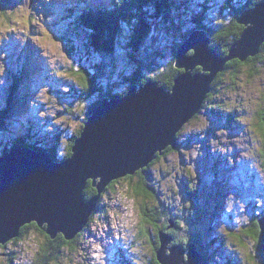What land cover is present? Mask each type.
Instances as JSON below:
<instances>
[{
  "label": "rangeland",
  "instance_id": "obj_1",
  "mask_svg": "<svg viewBox=\"0 0 264 264\" xmlns=\"http://www.w3.org/2000/svg\"><path fill=\"white\" fill-rule=\"evenodd\" d=\"M109 1H98V4H109ZM176 1L180 4L182 0ZM193 1L196 7L192 5L189 9L195 7L193 11L204 20L203 24L211 26L218 20L233 23L240 7L254 0ZM149 2L148 14L141 13L144 20L156 11L154 2ZM60 3L70 5L71 0H0V124L6 119L10 122L2 137L7 141V137H17L20 133L22 136L18 137L22 140L27 133L33 136L27 146L34 152L37 147L50 146L58 135L64 140L71 138L85 124V113L99 95L84 98L78 90V76L68 72L71 67L76 73L81 66L90 64L91 67L99 58L75 12L65 15L69 19L75 16L71 20L55 19ZM145 23L151 26L145 37H138L131 25L124 24L118 38L112 40L115 59L111 68L105 69L111 80L107 84L103 82L101 87L124 91L129 83L123 78L133 73L136 57L141 59L138 67L142 68L139 72L143 76L149 75L145 66L151 61L158 63L152 72L156 75L161 71L163 81L171 77L166 74L167 66L172 72L178 69L171 61L173 48L181 40L172 31L157 33L149 18ZM194 24L186 23L184 29L191 30ZM76 28L81 34L75 32ZM24 62L29 76L27 84L16 86L11 82L12 77L17 70L22 71L20 65ZM41 74L43 81L39 80ZM13 88L19 93H14L8 102L7 94ZM212 90L207 105L178 131L176 141L180 144L165 149L152 166L151 195L157 207L152 210L159 217L148 212L150 219L146 221L155 242L159 240L155 237L157 228L165 224L166 217L172 216V221L179 225L176 235L198 236L203 255L211 264H264V256L255 247L252 233L247 231L253 220L264 214V130L261 128L264 59L255 65L240 67L235 76H221ZM0 131L3 133V127ZM64 145L57 144L59 155ZM0 149V155L8 153L2 143ZM127 184L128 178L121 177L99 196L92 218L82 230L79 248L61 263L145 264L153 256L152 239L136 237L141 218L147 212L137 207ZM194 189L199 191L189 195L188 190ZM91 198L84 196L86 202ZM10 247L17 254L12 255L10 262L5 254L8 249L0 248V264H32L35 241L23 240L19 246Z\"/></svg>",
  "mask_w": 264,
  "mask_h": 264
},
{
  "label": "water",
  "instance_id": "obj_2",
  "mask_svg": "<svg viewBox=\"0 0 264 264\" xmlns=\"http://www.w3.org/2000/svg\"><path fill=\"white\" fill-rule=\"evenodd\" d=\"M240 37L222 55L203 29H193L177 46L175 62L183 71L171 88L157 81L133 85L123 96L102 98L84 121L68 158L17 148L0 157V245L17 237L26 224L45 226L50 237L66 240L83 230L108 184L147 167L165 149L176 147L181 127L199 111L211 83L227 61L256 56L264 42V0L238 15ZM191 52V53H190ZM202 67L203 71L196 70ZM97 194L88 202V180ZM264 254V214L257 219ZM160 264H207L193 243L171 244L159 231Z\"/></svg>",
  "mask_w": 264,
  "mask_h": 264
},
{
  "label": "trees",
  "instance_id": "obj_3",
  "mask_svg": "<svg viewBox=\"0 0 264 264\" xmlns=\"http://www.w3.org/2000/svg\"><path fill=\"white\" fill-rule=\"evenodd\" d=\"M9 1H13V0H9ZM111 1L112 3H110L109 5L98 4L95 8L94 7L92 8L91 6H88L87 4H85L88 7L83 8L82 10H75V12L78 15V18L76 16V19H79V22H81L86 27L87 30L84 31L86 35H88L86 38H89V44L92 47L94 46L95 52L97 53V56L99 58L98 62L94 61L92 63L91 67H90V64L87 66L88 68L81 66L79 70L77 71V73L75 69H73V67H71L68 70L69 73H74L75 75L78 76V81H79L78 90L81 92L84 98L95 97L97 94H99L96 96L97 100L93 102L92 104H90L91 106H89V110L87 109L84 110V111L87 110L85 113L86 116L84 118V121L86 120L87 116L90 114L91 110L101 102L102 98H105V97L113 98L117 96H123L129 91V89L133 86V84L137 86L139 84L146 83L147 81H157L159 82L160 85L164 86L165 88H171L173 85L174 78L182 72V70H179V69H176L175 72H172L170 70L171 67L167 66L166 74L168 75L171 74L170 75L171 77L168 78V81H163L160 79L161 71H159L156 75H154V73L152 72L153 68L158 63L151 61L147 63V65L145 66V69L149 71L148 73L149 75L143 76L139 72V69H142V68L138 67L142 63L141 59L136 57L137 60H135V62L137 65L134 66L135 69L134 67L132 69V72H133L131 74L132 76L130 75L128 77L123 78L124 80H127V82L129 83L124 91H119V90L116 91L113 89H108L107 87H104V88L101 87L103 82L107 84L111 80L110 73L108 71H105V69L111 68L112 66L111 63L115 59L114 56L112 55L113 51L111 50L110 43L112 42V40L114 41L115 39L118 38V36L121 33L122 26L124 24L131 25L132 31H135L138 37H142V36L145 37L146 35L145 33H147V31L150 32L151 30V26L149 25V23H145V20L149 18L150 20H153L154 22L153 28L157 30V33H160L161 35H163L165 34V32L167 34L169 31L168 34H170V32L172 31V34L175 37L178 36L177 39L181 40V42L178 43V45L182 44L184 39L189 36L190 32L193 29H203L207 32V35L210 38V45L216 48L218 52H221L222 55L228 54L230 46L236 41V39H238L244 27L240 24H237L235 22L236 21L235 19L233 23H231L230 21L229 23H227L225 21L218 20V21H215L216 23L211 26H205L203 24L204 20L201 18H198L199 16H197V14L193 11L194 8L196 7L195 5L196 3L194 4L193 0H182L180 4H178L176 0H152L155 4L156 11L153 14L151 13L152 16L147 15L145 20H144V17H142L143 15L141 13L145 15L148 14L146 9L148 8L150 0H111ZM258 1L259 0H254L253 2L247 3V5L246 4L242 5L240 7V10L236 12L235 17H237L245 8L252 7V5H255V3ZM192 5H195V7L189 9L190 6ZM79 6H84V4L79 5ZM65 12L66 11L63 9L58 11L56 13L57 15L55 19L65 18V15H66L64 14ZM67 14L70 15L69 12ZM174 16L177 19L176 22L174 21L175 19ZM72 18L70 19L65 18V21L71 20ZM190 22L192 24L195 23L194 28H192L191 30L184 29L186 28L185 27L186 23H190ZM75 30H76L75 31L76 33L81 34L79 33L78 28H76ZM50 34H51V31H50ZM178 45H175V48H173L174 57L172 58V61H171L173 62L172 64L175 67H176L175 56H176V50H177ZM71 49L73 53L74 47H72ZM262 53H264V42L261 44L260 51L256 56H252V57L250 56L245 61H240L238 58L227 61L223 71L219 72L216 78L214 79V81L211 83L210 92L208 93L207 98L203 102L201 108H204V106L207 105L208 103L207 101L212 98L211 97V93L213 91L212 89L214 88L216 81L221 76H224L225 74H228V75L232 74L235 76L239 72L240 67H249V66L255 65L256 62H261L264 59V54ZM32 56L33 55L31 54V57ZM160 58L164 59V57H160ZM146 59H148L149 61V57H147ZM25 64L26 62L22 63L20 65L22 68V71L19 72L17 70V72L14 73L15 78L12 77L11 82L16 86H18L17 84H20V86L22 87L23 85L27 84L26 81L29 76H27L28 73H25V71H28V69L25 67L26 66ZM124 70L125 68L123 69V71ZM196 70H201V68L198 66ZM119 75L123 76V74H119ZM39 80L43 81V78ZM13 90H15V88H13L12 90L10 89L9 95L7 94L8 102L10 99L13 98L12 95H14V93L15 94L19 93V91L17 90L13 91ZM200 110L197 113H199ZM5 112H6L5 110L2 111V114L4 117L6 116ZM262 115H263L262 117V120H263L264 113ZM2 122L0 124V128L3 127V133H0V143H2L3 148L10 150L15 147L16 148L24 147V146H27L28 141L33 138V136H30L26 133V134H23L22 140H20L18 136H22V135L19 133L17 134L18 138L15 135L11 138L7 137V141H6L2 137V135L6 134V131H8L7 123L9 122V120L6 119V120H3ZM82 127L83 125H81L78 131L74 133L72 137L69 138L68 140H64L63 138H61L60 135H58L57 141H55L54 143H50V146L42 147L41 149L48 150L51 153L52 158L56 161L68 158L72 153V147L74 145L75 139L80 135L82 131ZM25 137L27 138L26 140H25ZM59 143L65 144L63 153H61L60 155L56 151L58 149L56 148L57 144ZM179 144L180 143L177 142L176 146H178ZM169 148L171 147H168L167 149ZM159 157L160 155L155 160H153L147 167L141 169L140 171L138 170V173H136L135 175L126 176V178H128V184L126 186L127 190H129L131 194H133V198L135 199L137 207L141 209L144 208L145 212H147L146 216H143L141 218L142 222L140 223L138 227V232L136 235L137 239L138 238L145 239V237L151 238L152 243L154 245L153 256H152L153 258L151 259V257H149V260H146V262H144L145 264H160L156 259V250L160 245L159 240L157 239L154 242L153 240L154 235L150 231V225H148L149 222L146 221L148 218L150 219V216H148V212H152L153 216L157 215V213L152 210V208L156 209L157 207L154 205L155 199L151 195V192H153L151 190L153 189L151 186V183L153 182L151 168L158 161ZM117 182H118V179L111 181L106 187V189L102 192V194L110 186L115 185V183ZM89 183L86 185L84 189V196L87 199L97 194L96 188L92 186L91 183L90 184ZM198 191L197 189H194L192 191L188 190L189 195H191L194 192H198ZM102 194L100 196H102ZM149 204H150V207H149ZM92 214L89 216L88 222L92 218ZM157 217L159 216L157 215ZM171 217H166L164 219L165 224L161 226L160 228H157L155 237L158 238V233H159L158 229H161L163 231H166L169 235L174 237L172 238V243L179 244L183 246L184 248H188L190 243H193L198 249V251L201 254H203L201 250V243H200V240L198 239V236L195 237L193 235H188V236L181 238L180 236L176 235L177 234L176 228L179 225L176 222L172 221ZM257 219L258 218H255L252 222V224H255V226H257L256 232L252 228V224L251 226H249L251 228H249V230L247 231L252 233L253 240H255V243H256L255 247L258 249L257 247V244H258L260 248L258 250L259 252H261V255L264 256L263 252L261 251V247H260L261 237H260V230L258 227ZM45 228H46L45 226L39 227L35 222L26 224L25 226L21 228L20 233L17 237L13 238L9 242H7L5 245L0 246V248L8 249L7 252H5V254L9 256V261L11 262L12 255H16L17 252L15 249H11L10 245L19 246L20 242H22L23 240H29V239L32 241H35L36 248H35V251L33 252L32 264L61 263V260L63 259L68 260L69 254L76 251L79 248L80 246L79 240L81 236H83L82 231L78 232L73 239L66 240L61 233H58L55 238L50 237V235L45 231ZM137 239L135 238L134 240L136 241ZM146 259L148 258L146 257ZM263 260H264V257H263ZM207 262L208 264H211L209 263V259H207ZM61 264H63V262ZM128 264H130V262Z\"/></svg>",
  "mask_w": 264,
  "mask_h": 264
},
{
  "label": "bare ground",
  "instance_id": "obj_4",
  "mask_svg": "<svg viewBox=\"0 0 264 264\" xmlns=\"http://www.w3.org/2000/svg\"><path fill=\"white\" fill-rule=\"evenodd\" d=\"M260 1V0H259ZM257 3V2H256ZM255 3V4H256ZM250 8V7H249ZM248 9V8H247ZM245 10V9H244ZM242 13V12H241ZM240 15V14H239ZM198 67V66H197ZM196 67V68H197ZM200 67V66H199ZM201 68V70H202V67H200ZM182 70V69H181ZM203 71V70H202ZM176 78V77H175ZM174 78V79H175ZM219 82V81H218ZM134 85V84H133ZM223 88V87H222ZM200 110V109H199ZM195 116V115H194ZM178 135V134H177ZM13 140V139H12ZM12 149H10V150H8V151H11ZM46 152H49V151H46ZM4 155V154H3ZM224 163V162H223ZM246 164V163H245ZM236 166V165H235ZM229 167V166H228ZM220 168V167H219ZM226 171V170H225ZM238 171V170H237ZM228 175V174H227ZM253 175V174H252ZM253 177H256V175H253ZM225 179H227L226 178V175H225ZM89 182L91 183V185H92V180L91 179H89ZM225 185V184H224ZM218 191L217 190H215V192H214V194H216ZM217 198V197H216ZM216 237V236H215ZM119 254V253H118ZM88 256H89V254H88ZM91 258V257H90Z\"/></svg>",
  "mask_w": 264,
  "mask_h": 264
},
{
  "label": "flooded vegetation",
  "instance_id": "obj_5",
  "mask_svg": "<svg viewBox=\"0 0 264 264\" xmlns=\"http://www.w3.org/2000/svg\"><path fill=\"white\" fill-rule=\"evenodd\" d=\"M88 181H89V180H88ZM88 183H89V182H88ZM88 183H87V184H88ZM89 184H90V183H89ZM256 227H257V226H255V224H252V228L255 230V232H256ZM257 247H258V249H260L259 246H258V244H257ZM152 258H153V257H151V259H152Z\"/></svg>",
  "mask_w": 264,
  "mask_h": 264
},
{
  "label": "snow or ice",
  "instance_id": "obj_6",
  "mask_svg": "<svg viewBox=\"0 0 264 264\" xmlns=\"http://www.w3.org/2000/svg\"><path fill=\"white\" fill-rule=\"evenodd\" d=\"M261 128H262V130H264V121H262V123H261Z\"/></svg>",
  "mask_w": 264,
  "mask_h": 264
},
{
  "label": "clouds",
  "instance_id": "obj_7",
  "mask_svg": "<svg viewBox=\"0 0 264 264\" xmlns=\"http://www.w3.org/2000/svg\"><path fill=\"white\" fill-rule=\"evenodd\" d=\"M203 255V254H202ZM207 264H208V262H207Z\"/></svg>",
  "mask_w": 264,
  "mask_h": 264
}]
</instances>
